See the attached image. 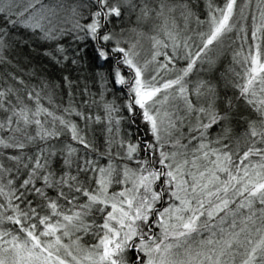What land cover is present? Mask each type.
Returning a JSON list of instances; mask_svg holds the SVG:
<instances>
[{"label": "snow or ice", "instance_id": "obj_1", "mask_svg": "<svg viewBox=\"0 0 264 264\" xmlns=\"http://www.w3.org/2000/svg\"><path fill=\"white\" fill-rule=\"evenodd\" d=\"M0 264H264V0H0Z\"/></svg>", "mask_w": 264, "mask_h": 264}]
</instances>
